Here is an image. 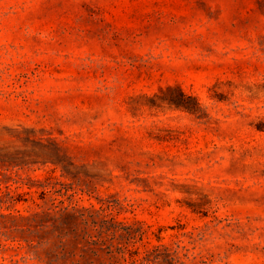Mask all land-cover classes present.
Masks as SVG:
<instances>
[{
    "label": "rangeland",
    "instance_id": "374dc122",
    "mask_svg": "<svg viewBox=\"0 0 264 264\" xmlns=\"http://www.w3.org/2000/svg\"><path fill=\"white\" fill-rule=\"evenodd\" d=\"M64 210L264 264V0H0V264L103 260Z\"/></svg>",
    "mask_w": 264,
    "mask_h": 264
},
{
    "label": "trees",
    "instance_id": "16d2710c",
    "mask_svg": "<svg viewBox=\"0 0 264 264\" xmlns=\"http://www.w3.org/2000/svg\"><path fill=\"white\" fill-rule=\"evenodd\" d=\"M11 216L24 217L21 214H11ZM60 219L61 225L67 221L74 223L69 230L58 234L60 244H63V238H68L76 246L83 243L81 248L83 251L88 250L97 258L104 257L97 264H174L176 262L184 264L176 249H171L163 243H152L149 246L143 243L144 239H146L145 243H150L151 234L158 241L160 239V236L150 231L148 227L134 226L114 218L88 219L83 213L77 214L65 210L60 214ZM80 225H83V228ZM137 242L142 243L141 249L136 245ZM183 255L187 257V254ZM80 256L83 257L82 254ZM87 263L94 264V261L89 260ZM72 264H78V261H72Z\"/></svg>",
    "mask_w": 264,
    "mask_h": 264
}]
</instances>
